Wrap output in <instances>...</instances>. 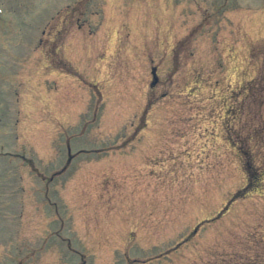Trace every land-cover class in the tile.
Returning a JSON list of instances; mask_svg holds the SVG:
<instances>
[{
  "label": "rangeland",
  "instance_id": "rangeland-1",
  "mask_svg": "<svg viewBox=\"0 0 264 264\" xmlns=\"http://www.w3.org/2000/svg\"><path fill=\"white\" fill-rule=\"evenodd\" d=\"M0 264H264V0H0Z\"/></svg>",
  "mask_w": 264,
  "mask_h": 264
}]
</instances>
